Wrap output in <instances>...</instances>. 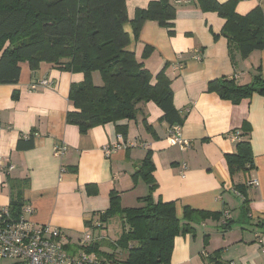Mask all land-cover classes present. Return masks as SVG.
<instances>
[{"label":"crops","instance_id":"1","mask_svg":"<svg viewBox=\"0 0 264 264\" xmlns=\"http://www.w3.org/2000/svg\"><path fill=\"white\" fill-rule=\"evenodd\" d=\"M150 1L126 0L129 19ZM169 1L175 8L173 34L146 20L130 49L152 73L153 82L160 70L170 78L173 105L183 117L181 131L190 146L180 150L170 141L167 124L160 121L162 112L153 102L143 104L134 120L119 122L127 125L125 136L114 123L81 133L66 122V113L72 109L70 85L82 81L83 74L47 62L31 70L23 61L17 83L0 84V158L13 166L8 174L0 172V209L9 204L7 180L27 179L22 196L31 212L26 217L63 230L69 243H75L108 208L111 190L123 207L140 204L138 199L149 189L133 174L150 152L155 200L174 201L179 218L185 206L216 214L190 222L192 231L175 237L170 264H205L216 251L222 264H264V96L253 93L234 103L208 91L210 81L223 77L238 85L256 76L264 79V48L245 58L234 49L231 58L220 32L224 19L217 12L201 10L195 0ZM256 6L264 14V0H237L235 11L244 15ZM125 30L131 36L128 23ZM146 47L151 53L142 58ZM195 50L199 60L192 57ZM41 79L50 84L29 89ZM92 79L101 83L97 72ZM231 131H239L237 140L228 137ZM30 135L34 146L17 149V141ZM244 139L250 142L254 167L232 174L226 155L235 153L236 142ZM60 143L67 151L59 158L53 148ZM115 144L121 148H113ZM108 145L112 149L106 155ZM252 180L257 186L249 185ZM0 264L15 261L1 259Z\"/></svg>","mask_w":264,"mask_h":264},{"label":"trees","instance_id":"2","mask_svg":"<svg viewBox=\"0 0 264 264\" xmlns=\"http://www.w3.org/2000/svg\"><path fill=\"white\" fill-rule=\"evenodd\" d=\"M195 2L201 10L215 11L224 19L220 32L227 39L231 58L234 49L245 58L250 52L264 48V14L260 6L241 15L235 11L237 0ZM174 18L175 8L169 0H152L146 7L136 9L131 19L126 0H0V84L18 82L20 62H28L31 70L47 62L83 74L82 81L70 85L68 98L72 109L66 113V122L76 125L81 133L114 123L117 132L125 136L127 125L119 122L134 120L141 106L148 102L159 107L160 121L168 127L182 125L183 117L173 105L170 78L160 70L153 82L152 73L130 49L131 40L138 39L146 20L156 21L173 34ZM127 23L131 36L125 30ZM150 53L151 48L146 47L142 58ZM93 72L99 73L100 84L93 82ZM208 91L235 103L253 93L264 96V79L256 76L253 82L238 85L233 78L223 77L210 81ZM33 146L32 135L16 144L19 150ZM226 162L232 174L252 169L249 140H238L236 152L227 154ZM153 169L147 152L133 174L141 177L149 189L147 195L138 199L140 204L123 207L119 194L111 190L108 208L99 212L95 224L90 225L95 229L106 227L110 218L118 217L121 233L110 242L111 252L103 250L98 240L85 245H79V240L68 241L63 247L70 254L79 251L93 254L101 264H170L175 237L192 231L190 222L216 214L185 206L179 218L174 201L154 199ZM26 182L27 179L7 180L11 219L17 220L22 215ZM219 257L220 252L216 251L205 258V264H222Z\"/></svg>","mask_w":264,"mask_h":264},{"label":"built area","instance_id":"3","mask_svg":"<svg viewBox=\"0 0 264 264\" xmlns=\"http://www.w3.org/2000/svg\"><path fill=\"white\" fill-rule=\"evenodd\" d=\"M192 57L199 60L200 52L193 51ZM49 84L47 79H41L31 83L29 89L35 90L38 86ZM167 129L168 138L180 150H185L190 146V142L182 135L180 124H174ZM239 136V131L228 133V137L233 141L237 140ZM113 148H121V145L115 144ZM111 149L110 145L106 146L105 154L109 155ZM66 151L67 147L64 143L56 144L53 148V153L57 157H62ZM182 167L184 168L185 165L183 164ZM12 169L11 164H6L0 158V172L8 174ZM257 184V180L249 181V185L257 186ZM30 212L31 208L24 206L20 218L14 220L10 218L7 207L0 209V260H14L15 264H101V260L93 254L83 251L70 254L63 247L68 242L63 230L33 223L26 217ZM78 244L85 245L87 241L79 239ZM262 253H264V247H262ZM228 264L238 263L231 261Z\"/></svg>","mask_w":264,"mask_h":264},{"label":"rangeland","instance_id":"4","mask_svg":"<svg viewBox=\"0 0 264 264\" xmlns=\"http://www.w3.org/2000/svg\"><path fill=\"white\" fill-rule=\"evenodd\" d=\"M88 232L89 233H86L80 239H85L87 243H89L92 240L95 241L97 239L98 242L101 243V247H103L106 252H111L112 247L110 242L115 241L121 233L119 219L117 216L110 218L108 220V223L106 224V227L97 228V229L91 227ZM90 236H93V238H91ZM78 240L79 239H77V241ZM119 250L120 249H118V252H120Z\"/></svg>","mask_w":264,"mask_h":264},{"label":"bare ground","instance_id":"5","mask_svg":"<svg viewBox=\"0 0 264 264\" xmlns=\"http://www.w3.org/2000/svg\"><path fill=\"white\" fill-rule=\"evenodd\" d=\"M94 252V251H93ZM98 254V253H97Z\"/></svg>","mask_w":264,"mask_h":264}]
</instances>
